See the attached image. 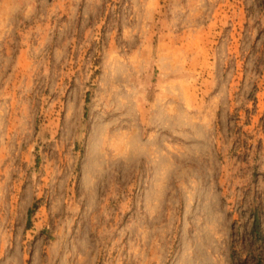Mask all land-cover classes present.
I'll list each match as a JSON object with an SVG mask.
<instances>
[{"label":"rangeland","instance_id":"374dc122","mask_svg":"<svg viewBox=\"0 0 264 264\" xmlns=\"http://www.w3.org/2000/svg\"><path fill=\"white\" fill-rule=\"evenodd\" d=\"M0 264H264V0H0Z\"/></svg>","mask_w":264,"mask_h":264},{"label":"trees","instance_id":"16d2710c","mask_svg":"<svg viewBox=\"0 0 264 264\" xmlns=\"http://www.w3.org/2000/svg\"><path fill=\"white\" fill-rule=\"evenodd\" d=\"M258 227H259V221H258V219H256V221H255V229H258Z\"/></svg>","mask_w":264,"mask_h":264}]
</instances>
